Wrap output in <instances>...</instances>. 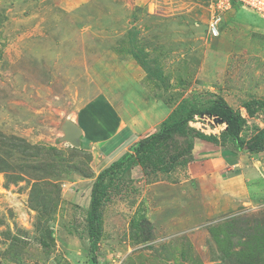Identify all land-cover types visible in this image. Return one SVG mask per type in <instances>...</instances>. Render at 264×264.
<instances>
[{
    "label": "rangeland",
    "instance_id": "1",
    "mask_svg": "<svg viewBox=\"0 0 264 264\" xmlns=\"http://www.w3.org/2000/svg\"><path fill=\"white\" fill-rule=\"evenodd\" d=\"M210 6L211 0H0V157L10 163L0 172V264H92L87 213L103 156L93 138L83 137L81 147L63 141L61 125L79 122L82 105L99 89L118 90L139 106L161 100L165 118L185 98L222 96L243 110L246 136L264 126V18L236 2L223 14L221 35L212 37ZM249 101L259 103L254 115ZM215 119L198 116L190 125L220 135L226 126ZM199 141L198 158L209 164L199 169L204 181L196 178L197 163L171 184L132 160L123 176L129 182L104 205L98 264H239L242 241L264 228V198L248 194L251 203L211 213L224 199L219 182L229 173L208 174L221 148ZM184 146L185 138L174 135L167 156ZM263 154L238 158L261 171L255 159ZM214 227L234 232L233 259L219 249ZM47 228L49 246L41 242Z\"/></svg>",
    "mask_w": 264,
    "mask_h": 264
},
{
    "label": "trees",
    "instance_id": "2",
    "mask_svg": "<svg viewBox=\"0 0 264 264\" xmlns=\"http://www.w3.org/2000/svg\"><path fill=\"white\" fill-rule=\"evenodd\" d=\"M139 63L150 74V68L142 62ZM197 100L199 98L192 97L180 101L178 106L163 120L160 128L144 134L131 146L130 150L121 152L97 175L92 186L90 208L87 213L92 264H98L97 251L104 232V205L124 190V183L129 182L123 179L124 173L130 170L133 164L132 160L135 158L143 168H150L153 173L160 172L162 177L159 181L177 183L181 179V174H187V168L197 163L193 155L196 141L194 139L219 145L223 158L230 164L237 163L238 156L242 152L259 153L264 151V126L257 127L252 135L246 136L247 118L243 115V110L234 108L222 96L209 98L203 103L197 102ZM258 104L257 101L245 103L250 115H254L256 112L254 105ZM202 115H212L224 120L226 127L221 130L220 135L206 133L190 125L192 121H196L197 117ZM176 134L185 138V146L167 156L169 141ZM25 143L28 145V149H24V151L28 153L32 146ZM178 145L179 142L176 141L175 148H178ZM9 166L10 163L0 157V172L5 171ZM37 191L38 189L34 190L35 198L38 197ZM43 231L41 230V232ZM211 233L223 255L233 259L232 255L236 254L232 251L235 247L232 237L234 232L214 227L211 229ZM43 236L45 238L41 239V242L45 246H49L48 239L54 240L52 231L48 228L45 229ZM249 236L241 243L245 249L237 255L240 258L239 264H254L260 260L264 262V228L249 234Z\"/></svg>",
    "mask_w": 264,
    "mask_h": 264
},
{
    "label": "crops",
    "instance_id": "3",
    "mask_svg": "<svg viewBox=\"0 0 264 264\" xmlns=\"http://www.w3.org/2000/svg\"><path fill=\"white\" fill-rule=\"evenodd\" d=\"M86 1L92 2V0ZM114 2L116 4L117 1ZM105 58L106 57H103V59ZM138 75L141 76L142 74H139L138 72ZM97 83L98 82L95 81V84ZM98 89L99 88H97V90ZM101 90L102 89H99L98 92H96L97 94L95 93L96 96H94L91 101L82 105V109L78 115L79 122L76 123L83 129L82 140L83 137L93 138L92 140L96 143V146H98V151L103 156L104 166H106L109 162L118 157L121 152L130 150L131 146L140 140L144 134L157 129L158 126L156 124L163 122L165 117L161 115L163 112H167V110L161 103V100L150 101L147 97V100L142 99L141 96L138 95L141 93V90L137 92L136 87H133L131 92H133L138 100H144V102L141 103V106H139L137 100H129V103H127L128 99L125 100L122 93L121 95L118 94V90L116 92L113 88H108L105 92H101ZM144 107H146L144 110L146 112L141 110V108ZM137 118L141 119L142 123L139 121L136 122ZM199 140L201 139H196L195 141L193 155H195L194 158L197 162L196 178L204 181L201 179L199 169L201 171V169L204 168V171L206 172L207 168L205 167L209 164L202 165V157H199L200 160L198 158V149L202 146ZM115 143L120 144V146L115 149V151L110 150L109 146ZM262 153L264 152L258 153V155ZM219 156L220 157L216 160L210 161V164H213L214 168L208 169V174L215 176L216 173L222 174L226 169V173H229V175H227L226 181L222 180L219 182L220 184L222 183L221 189L223 190L220 194L224 199L222 202H216L214 206L211 205L209 207V209L212 210L211 213H223L226 212L225 210L236 209L242 205L251 203L253 200L250 199L248 194L257 196V199L264 198V154L261 156V159H255V162L261 161L263 168L261 171L256 168L258 167L257 165L253 164L254 161L252 162L249 159L246 160V164L242 162V157L238 158L237 163L228 164L229 162H226L222 153ZM207 178L209 179V183L212 184L213 182V185L217 182L216 179L210 176ZM186 181L187 180L184 182ZM162 182L164 183V181H159V183ZM223 182L226 183L223 185ZM215 191L216 190L212 192L214 193Z\"/></svg>",
    "mask_w": 264,
    "mask_h": 264
},
{
    "label": "built area",
    "instance_id": "4",
    "mask_svg": "<svg viewBox=\"0 0 264 264\" xmlns=\"http://www.w3.org/2000/svg\"><path fill=\"white\" fill-rule=\"evenodd\" d=\"M236 2L244 7L253 9L264 18V0H211L208 29L212 37L221 35L220 24L223 14L231 9Z\"/></svg>",
    "mask_w": 264,
    "mask_h": 264
},
{
    "label": "water",
    "instance_id": "5",
    "mask_svg": "<svg viewBox=\"0 0 264 264\" xmlns=\"http://www.w3.org/2000/svg\"><path fill=\"white\" fill-rule=\"evenodd\" d=\"M211 116L212 115H210V117ZM201 117L204 116L202 115ZM215 122L224 123V120L222 118L216 117ZM61 128L64 133L62 137L63 141L70 143L73 147L82 146L83 129L80 127L79 124H77L72 119H65L61 125Z\"/></svg>",
    "mask_w": 264,
    "mask_h": 264
}]
</instances>
